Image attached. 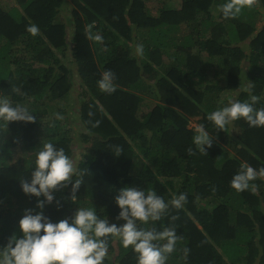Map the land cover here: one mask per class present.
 Instances as JSON below:
<instances>
[{"label": "trees", "instance_id": "1", "mask_svg": "<svg viewBox=\"0 0 264 264\" xmlns=\"http://www.w3.org/2000/svg\"><path fill=\"white\" fill-rule=\"evenodd\" d=\"M148 1L70 0V24L60 18L65 0L0 2V97L30 101L36 116L0 122V246L22 235L26 210L41 211L45 198L25 194L21 181L30 180L42 143L52 142L84 170L75 202L69 183L45 203L54 222L94 207L99 218L125 223L115 201L125 186L166 201L186 193L182 207L170 205L159 221L138 222L176 229L166 264H264V176L250 182L255 192L231 186L242 163L264 167V126L241 117L223 130L207 119L230 100H249L241 86L264 107V0L246 2L231 18L214 11L225 0H180L179 8L166 0L158 13ZM31 24L38 34L27 31ZM105 70L115 73V92L98 87ZM75 76L83 84L70 117ZM195 118L213 136L207 153L193 142ZM17 147L28 153L13 160ZM138 255L110 235L103 264H138Z\"/></svg>", "mask_w": 264, "mask_h": 264}, {"label": "clouds", "instance_id": "2", "mask_svg": "<svg viewBox=\"0 0 264 264\" xmlns=\"http://www.w3.org/2000/svg\"><path fill=\"white\" fill-rule=\"evenodd\" d=\"M246 2L251 0H225L219 10L225 18L235 17ZM27 31L36 35L39 28L31 24ZM94 39L101 41L103 37L96 35ZM136 52L142 55L143 45H137ZM97 83L104 92L116 91L115 73L111 70H105ZM241 90L249 93V100H230L227 106L208 114L207 119L217 129L224 130L241 117L249 126H264V107H254L260 97L253 94L250 87L241 86ZM35 119L36 116L26 106L13 105L6 97H0V122L4 125L8 126L11 121L33 122ZM193 142L201 152L207 153L206 146L212 147L213 136L200 124L195 128ZM188 151L191 153L192 149ZM34 163L30 180H22L21 184L25 194L45 198L37 202L41 211L34 213L31 209L26 210L19 222L22 235L13 234L6 245L0 246V264H103L108 255L110 235L119 237L124 248L131 246L139 254L138 264H166L168 254L175 250L180 238L176 229H145L139 227L138 222L159 221L170 205L182 207L187 200L186 193L174 194L171 201H166L155 190L125 186L115 196L120 209L116 219L125 223L118 225L99 218L94 207H78L72 216L54 222L43 212L45 203L51 204L55 199L54 190L69 183L75 202L76 193L83 183L84 170L78 169L63 147H57L52 142L42 143ZM258 176H264V167L257 170L242 163L231 180V186L237 191L250 189L255 192L257 186L250 182ZM161 241L165 242L159 243Z\"/></svg>", "mask_w": 264, "mask_h": 264}, {"label": "rangeland", "instance_id": "3", "mask_svg": "<svg viewBox=\"0 0 264 264\" xmlns=\"http://www.w3.org/2000/svg\"><path fill=\"white\" fill-rule=\"evenodd\" d=\"M16 0H0V2L2 4H5L6 6H10L12 4H15ZM156 1L157 4L159 5H156V3L154 2ZM166 0H149V4L150 5H155L154 6V10L158 12H160V8L164 6V4H162L163 2H165ZM173 4L177 5L176 7L179 8L181 6V1L180 0H176V1H172ZM71 5L70 3V0H65V10L62 11L61 13V20L64 21L66 24H70L69 22V19H68V13H69V10H68V6ZM157 6V7H156ZM214 11L216 12V14L220 11L219 10V5H216V7L214 8ZM70 27V26H69ZM72 32V30H71ZM69 33H70V29H69ZM69 38H71L69 36ZM69 65L72 67V64L69 63ZM73 70H75V68H73ZM74 75H78L77 73H75ZM82 80L78 77V76H75L74 77V89H73V95L70 97V101H69V105H68V109H70V112L67 114L69 115L70 117L74 116V114H77L78 113V106H79V93L81 92V87H82ZM147 101H153L152 98L148 97V100ZM24 106H26L27 108H29V110L31 112H34V108H35V105H33L32 103H30V101L28 103H26ZM77 108V109H75ZM191 126H197L198 123H197V119H192L191 123H190ZM72 126L78 131L82 128V125L79 124V122H76V124L74 125V123L72 124ZM77 131H75L76 133H74V135H77ZM78 151V150H77ZM28 152L25 151L24 149H22L21 147H17L15 148V152L13 153V160L17 159V158H21V157H25L26 154ZM75 155H78V153L76 152Z\"/></svg>", "mask_w": 264, "mask_h": 264}]
</instances>
